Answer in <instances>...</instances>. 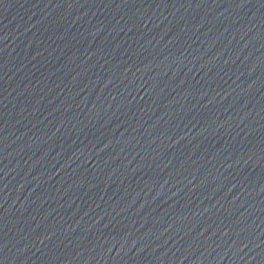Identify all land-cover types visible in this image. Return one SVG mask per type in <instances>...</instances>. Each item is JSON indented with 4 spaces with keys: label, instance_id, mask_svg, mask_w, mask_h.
<instances>
[{
    "label": "water",
    "instance_id": "1",
    "mask_svg": "<svg viewBox=\"0 0 264 264\" xmlns=\"http://www.w3.org/2000/svg\"><path fill=\"white\" fill-rule=\"evenodd\" d=\"M0 264H264V0H0Z\"/></svg>",
    "mask_w": 264,
    "mask_h": 264
}]
</instances>
